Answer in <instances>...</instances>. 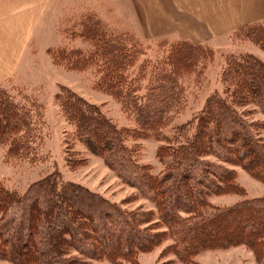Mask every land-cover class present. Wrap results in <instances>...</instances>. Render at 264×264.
<instances>
[{
    "label": "trees",
    "instance_id": "16d2710c",
    "mask_svg": "<svg viewBox=\"0 0 264 264\" xmlns=\"http://www.w3.org/2000/svg\"><path fill=\"white\" fill-rule=\"evenodd\" d=\"M61 24L60 34L80 39V46L49 48L54 62L91 70L95 87L119 100L134 120V127H120L100 104L62 85L56 101L74 127L64 140L67 162H73L69 154H76L71 146L82 142L152 201L156 212L128 211L64 180L58 170L22 193L0 181V254L16 264H80L83 258L102 257L137 263L138 254L161 239L162 233L142 226L157 214L175 240L176 255L190 264L204 249L238 244L252 248L264 262V196L214 205L210 196L240 187L236 171L207 159L241 165L264 181V142L256 132L263 125L248 122L240 110L252 104L264 114V59L248 51L222 55L223 92L207 99L192 125L172 126L188 102L186 78L201 82L217 57L212 44L164 36L158 38L157 56L149 58L143 38L107 0L66 13ZM230 36L264 50V19ZM22 98L0 82V143L8 160L35 163L44 156V110L33 94L25 91ZM170 127L178 142L161 147L165 170L154 176L138 163V149L129 142L164 137ZM74 252L79 257L71 258Z\"/></svg>",
    "mask_w": 264,
    "mask_h": 264
},
{
    "label": "rangeland",
    "instance_id": "374dc122",
    "mask_svg": "<svg viewBox=\"0 0 264 264\" xmlns=\"http://www.w3.org/2000/svg\"><path fill=\"white\" fill-rule=\"evenodd\" d=\"M107 1L117 8L119 16L125 19L129 26L131 25L143 38L146 56L154 59L157 56L160 40L158 38H144L139 30V24L122 15L121 1ZM97 3H99V0H67V5L63 7L62 2L60 7V13H62L54 25L57 28V36L51 38L47 34L42 38L26 40L18 63V69L8 78L0 81L16 94L17 100L24 102L22 95L25 91L36 96L43 105L45 119L44 156L37 162H14L8 160L6 148L0 143V181L6 187L22 193L34 182L58 170L64 180L76 182L89 191L118 203L128 211L146 212L152 210L155 213L156 206L152 201L142 196L138 189L125 183L108 166L102 155L91 153L82 142L77 141L71 146L76 154H69L73 162H67L68 155L64 140L66 133H71L74 127L65 120L56 101V95L62 85H67L89 101L100 104L107 115L120 127H134L133 118L124 110L119 100L95 87L96 77L91 70L79 71L58 66L49 52V48H57L66 43L70 47L80 46V42H78L80 39L74 41L70 39V41L60 34V30H62L60 18L66 16V13L81 11L85 5L88 8H93ZM19 41L0 38V66L8 64V62H4L6 57L3 52L10 51L7 50L11 49L9 45L12 48L15 45L14 49H16ZM212 45L216 50L217 59L215 58L211 62L203 73L201 82L198 84L195 85L191 78H186L185 85L188 102L186 108L177 116L172 126L191 123L202 112L210 96L223 92L224 86L220 78L221 66L224 61L222 55L230 54L232 51L236 53L248 51L264 59V50L258 45L244 39L236 40L234 36L216 40ZM13 62H15V59L12 60ZM5 73L6 71H1L0 75L3 76L2 74ZM240 110H245L248 122L263 125L256 132L264 142V114L261 109L249 104ZM191 125L189 126L191 127ZM163 134L164 137L148 135L145 138L135 141L130 140L129 142L130 145L136 146L138 149L136 155L138 163L147 168L150 174L158 177L162 176L165 170L163 158L160 155L161 147L174 146L178 142L174 139V132L171 127L164 131ZM207 159L221 163L230 170L236 171V182L240 187L238 191L210 196L209 200L214 205L230 206L246 197L264 196V181L257 179L243 166L227 165L212 156ZM150 219L151 221L142 226L147 227V232L154 235L162 233V236L158 242L152 243L148 251L138 254L136 257L137 263L130 261L118 262L113 258L106 257L97 259L83 258L80 255V258H83L80 264H190L176 255L174 251L176 248L174 247L175 240L173 237L167 236L168 227L164 225L159 216L156 214L151 216ZM70 257H79V254L74 252ZM193 260L196 264H264L263 260L256 255V252L245 244L204 249L195 255ZM0 264L16 263L0 254Z\"/></svg>",
    "mask_w": 264,
    "mask_h": 264
},
{
    "label": "crops",
    "instance_id": "0c3cea01",
    "mask_svg": "<svg viewBox=\"0 0 264 264\" xmlns=\"http://www.w3.org/2000/svg\"><path fill=\"white\" fill-rule=\"evenodd\" d=\"M67 0H0V38L20 40L3 52L0 81L18 69L26 40L56 37L54 26ZM146 39L168 36L214 44L240 26L264 19V0H117ZM25 40V41H24ZM15 62L12 63V60ZM12 63V65H11Z\"/></svg>",
    "mask_w": 264,
    "mask_h": 264
}]
</instances>
